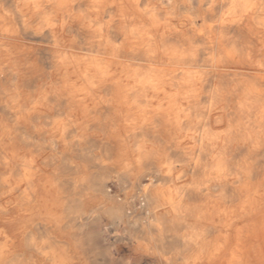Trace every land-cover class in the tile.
<instances>
[{"label":"bare ground","instance_id":"1","mask_svg":"<svg viewBox=\"0 0 264 264\" xmlns=\"http://www.w3.org/2000/svg\"><path fill=\"white\" fill-rule=\"evenodd\" d=\"M248 2L0 0V243L46 264H264Z\"/></svg>","mask_w":264,"mask_h":264},{"label":"clouds","instance_id":"2","mask_svg":"<svg viewBox=\"0 0 264 264\" xmlns=\"http://www.w3.org/2000/svg\"><path fill=\"white\" fill-rule=\"evenodd\" d=\"M244 6L250 9H258L261 20L264 22V0H250V2L246 3ZM24 32L25 44L40 58L49 60L51 48L45 43L44 38L27 31V29H24ZM166 166V162L161 159L160 167L164 168ZM31 246L37 254L36 258L26 260L22 256V245L14 233L11 238L5 239L3 243H0V264H46L40 256L47 255V253L41 252V248L37 244H32ZM62 264H66V262L63 261Z\"/></svg>","mask_w":264,"mask_h":264}]
</instances>
